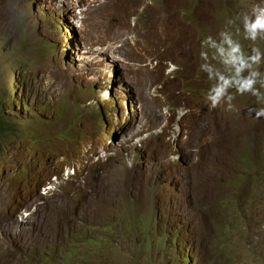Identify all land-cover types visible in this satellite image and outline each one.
Here are the masks:
<instances>
[{"label": "rangeland", "instance_id": "obj_1", "mask_svg": "<svg viewBox=\"0 0 264 264\" xmlns=\"http://www.w3.org/2000/svg\"><path fill=\"white\" fill-rule=\"evenodd\" d=\"M0 104V264H264V0H0Z\"/></svg>", "mask_w": 264, "mask_h": 264}, {"label": "bare ground", "instance_id": "obj_2", "mask_svg": "<svg viewBox=\"0 0 264 264\" xmlns=\"http://www.w3.org/2000/svg\"><path fill=\"white\" fill-rule=\"evenodd\" d=\"M206 119L209 121V115H206ZM205 121L203 125H206ZM214 134V129H211L209 136H205L204 140L209 139ZM116 170V171H115ZM117 172V168L112 170V174L115 175ZM204 166L197 170L196 166H188L186 171H179L177 169H162L156 173H148L145 174L143 172H139L137 175H140L136 182L137 194L141 197L143 201V205L156 204L159 205L160 211L168 210L172 214L182 215L187 219L193 220L196 223V227L200 232V239L202 241H207L208 236L211 235V228L203 217L202 213L197 212L196 215L193 214L194 203L191 202L192 196L190 195L189 187L194 183V180L202 174H204ZM133 171V175H134ZM136 181L135 178H133ZM166 179L171 185L172 188L167 189L163 192V198L158 197V192L156 186L158 185L160 180ZM131 180V179H130ZM155 186V189L152 190V187ZM83 188L87 187L86 184H82ZM185 190V193L179 195L181 191ZM132 195V194H131ZM119 196V192L114 194L109 198H104L99 204V211L101 216L104 217L106 215L105 207L109 206L113 209V207L117 204H113V199ZM174 202L171 200L176 197ZM55 209V208H53ZM194 216V217H191ZM196 218H201L197 220Z\"/></svg>", "mask_w": 264, "mask_h": 264}, {"label": "trees", "instance_id": "obj_3", "mask_svg": "<svg viewBox=\"0 0 264 264\" xmlns=\"http://www.w3.org/2000/svg\"><path fill=\"white\" fill-rule=\"evenodd\" d=\"M23 63H26V62H24L23 61ZM14 76V80H15V78H16V74H14L13 75ZM3 105H1L0 104V117L1 116H3ZM104 124L105 125H107V123L106 122H104ZM1 125H3V126H1ZM6 125L7 124H4V123H2V124H0V150H1V142L4 140V139H6L7 138V130L5 129V127H6ZM9 131H12V129L11 130H9ZM1 152V151H0ZM68 217H71V214H68ZM70 239L72 238L70 235L68 236ZM59 245H61V243H59ZM67 248H68V246H67ZM70 249L72 250V247L70 246ZM64 259V258H63ZM67 260H69V257H67L66 258ZM71 259V258H70ZM65 260V259H64ZM59 264H61L60 262H59Z\"/></svg>", "mask_w": 264, "mask_h": 264}, {"label": "clouds", "instance_id": "obj_4", "mask_svg": "<svg viewBox=\"0 0 264 264\" xmlns=\"http://www.w3.org/2000/svg\"><path fill=\"white\" fill-rule=\"evenodd\" d=\"M207 116L209 115V113L207 112V114H206Z\"/></svg>", "mask_w": 264, "mask_h": 264}]
</instances>
